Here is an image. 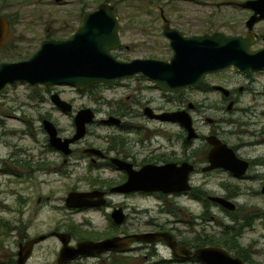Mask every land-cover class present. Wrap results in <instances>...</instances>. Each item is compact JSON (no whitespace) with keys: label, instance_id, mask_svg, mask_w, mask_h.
<instances>
[{"label":"rangeland","instance_id":"1","mask_svg":"<svg viewBox=\"0 0 264 264\" xmlns=\"http://www.w3.org/2000/svg\"><path fill=\"white\" fill-rule=\"evenodd\" d=\"M102 1L104 0H62L57 3L55 0H1L0 11L10 19L12 26L6 45L0 50V62L28 59L40 48L45 39L70 38L81 26L83 15L95 10ZM244 1L111 0L121 20L123 42L135 44L132 51L124 49L119 54L122 57L143 55L163 59L172 56L169 41L162 34V10L171 24L186 35L213 31L247 35L246 20L251 10L243 5ZM139 29L145 30V36L140 34ZM254 33L258 34V37L252 49L263 48L264 21L255 26ZM141 42L145 43L143 50L139 47ZM225 75L229 76L228 81L236 83L237 87L245 84L255 90L264 91V73H253L248 77L236 71H227ZM127 82L135 83L134 80ZM136 86L137 84H133L129 89L121 86L110 89L99 86L82 94L70 86L55 89L63 90V96L73 100L75 109L82 106L96 108L99 111L97 118L104 117L111 110V102L126 104L133 110V115L127 119H132L134 124L142 127L140 133L134 131L128 135L137 138L138 135L145 136V116L142 114L141 105L135 101L145 103L146 98L159 97V94L155 91L146 92L145 89L138 90ZM49 94L41 89L35 90L28 83L17 82L9 85L0 95V264H9L20 241L29 236L46 234L57 226L68 231L66 227L70 224L76 235L88 233L93 229L101 233L113 231L107 216L112 211L111 207L73 213L65 205L68 192L88 191L93 186H73L77 183L74 175L68 179L57 172L62 167V160L59 158V152L48 146V133L43 128L42 120L50 116L49 119L59 127L63 136H69L74 132V123L73 115H66L56 108ZM209 95L212 96L211 93L207 95L196 91L191 98L199 103V111L194 113V117L201 133L207 134L209 129L215 126L206 121L207 117L215 119L219 116L237 114L241 115L236 117L240 121L238 124L225 123L220 127L228 131L225 133L228 141L235 145L255 140L260 142L264 137V95L247 92L240 94L239 109L234 114L226 110L207 109L206 104L208 105L209 101L206 98ZM40 98L43 100L40 101ZM243 105H247V110H244L246 107ZM241 120L248 121V125L241 126L243 125ZM229 129L235 135L229 133ZM175 130H178L176 126ZM243 130L247 132H240ZM108 131L109 128H102L98 123H93L82 142L103 145L104 142L97 139L98 133L106 135ZM238 152L244 158H254L259 163L252 165L246 179L235 180L226 172H214L211 175L194 174L191 182L193 188L202 189L207 195L224 196L232 194L231 190L238 192L232 199L237 202L239 210L236 217L243 230L241 244L245 248L248 246L252 253V258L248 260L250 264H264V195L261 192L264 184V143L243 148ZM38 161L47 162V168L44 164L42 169L35 168ZM51 163L53 172H49L48 169L52 167ZM221 182L233 185L222 186ZM202 184L207 185L200 186ZM41 196L43 199L38 202ZM194 196L195 192L194 195L182 193L163 198L158 196L144 198L137 195L126 197L112 193L108 199L111 203L126 201L130 204L128 207L147 210L137 219L128 209L129 227L138 231L149 230L152 226L148 222L152 218L160 223L173 225L179 228L183 235L188 236H194L195 232L219 233L223 225L232 223L228 210L209 200L208 207H205L204 203ZM175 206L178 208H174ZM167 208L175 209L174 213L162 211ZM176 218L181 221H177ZM187 222L192 223L194 231L190 230ZM22 223L28 225L27 236L26 232H19L18 228ZM246 224L248 227H245ZM79 239L77 237L76 242ZM61 244L56 237L47 238L35 248L27 264H53L54 254L60 249ZM161 254L169 256L168 250L163 246L160 247V256ZM95 262L96 260H88L82 261V264Z\"/></svg>","mask_w":264,"mask_h":264},{"label":"flooded vegetation","instance_id":"2","mask_svg":"<svg viewBox=\"0 0 264 264\" xmlns=\"http://www.w3.org/2000/svg\"><path fill=\"white\" fill-rule=\"evenodd\" d=\"M115 12H116V6H115ZM252 13L253 11L251 10V14ZM0 14L7 20L8 23L7 36L5 37L4 42L0 47V50H2L9 39V33L12 24L10 22V19L7 18L6 14L2 13L1 11ZM119 21H120L119 33L121 37V45L117 49L113 50L112 54L115 55L119 60H123V61H130L138 58H147L143 55L122 57V55L119 54L122 53L124 49L132 51L135 47V44L133 42H131L130 44H125L123 42V30L121 28L120 18ZM163 23H164V19H163ZM171 26L173 25L171 24ZM139 31L142 36H145L144 29H139ZM162 31H163V24H162ZM182 33L186 35L183 31ZM206 33H212V32H206ZM196 35H201V34H196ZM186 36H193V35H186ZM139 41L140 39L137 40V42ZM140 45L141 46L139 47L141 48V50H143V48L145 47V43L141 42ZM148 57L157 58L156 56L155 57L148 56ZM170 58L171 56L165 59L163 58H157V59L168 60ZM25 59H21V60H25ZM15 61H20V60H15ZM227 71H236L238 73L247 75L248 77H250V75L253 73H257V72L264 73V70H250V71L242 72L234 68H228L217 73H208L203 77V79L197 85L185 87L178 92H169L162 90L155 83H153L152 81H150L149 79H147L146 77L140 74L125 77L122 79H117L115 81H110V82L94 83L92 85L85 86L84 88L81 89L75 86H70L79 94H82L86 90H91L92 88L99 86H104L105 88L108 89L121 86L129 89L133 87V84H137L136 87L138 90L145 89L146 92L155 91L158 92L159 97L153 96L146 98L145 103H143V101L140 103L137 100L135 101L136 104L141 105L142 114L145 116L144 137L140 135H138L139 137L137 138L128 136L129 134H132L134 131L140 133L142 127L134 124L132 119H127L133 115V110L129 108L126 104L118 103V102H111V110H109L108 113L101 118H97L99 111L96 108H91L95 114L93 122L87 124L86 133L84 136L76 139L75 141L69 144V148L71 149L69 153H65L64 151L55 147L51 143L50 136L48 135V141H49L48 146H51L53 149L57 150L60 154L59 158L62 160V167L59 168L57 172H60L63 177H66L68 179L74 175L77 183H75L73 186H93L88 191L101 190L104 192V197L106 199V201L102 205H89L81 208H70L66 205V197H67L66 196L65 197L66 207L68 209H71L73 213L85 211V210H91V209H103L105 207H111L112 211L110 212V214H107V216H108V221H110L109 222L110 227L112 228L113 231L107 233L106 232L101 233L93 229L88 233H84L82 235L81 234L76 235L75 230H73V226H71L70 228V224H67L69 225V226L66 225L68 231L62 230L59 226H57L54 230H51L46 234H40V235H48L47 238L56 237L58 240H60L56 235H53L52 233L55 231L69 233L71 235L70 244L76 245L77 243L83 240L100 241L114 236H128V235L148 233V232L169 233L172 236V240L176 241L178 247H186L187 249L193 252L196 249L203 247H220L222 249H225L234 258H240L243 262H245V264H250L248 260L252 258V253L249 250L248 246L246 248L241 246L242 245L241 238L243 236V230H241L240 225L237 223L238 219L236 216L239 212L237 207V202L232 199V197L237 195L238 192L236 190H231L233 195L229 193L224 196L207 195V193L202 189L193 188L194 185L191 182L192 175L194 174L202 173L205 175H211L214 172H226L228 173V176L232 177L235 180H243L248 177L247 173L251 169L252 165L259 164L254 158H249V159L244 158L243 156L240 155V152L238 151H240L243 148L246 149V148H250L251 146H258L264 143V141L262 140L264 139V137L260 140V142L259 140L258 141L255 140V142H248L240 145H235L230 143L228 139L225 137V133H227L228 131L220 128L221 125L225 123L238 124L240 121L236 117H240L241 115H237V114L227 115L226 117L219 116L218 118L215 119L207 117L206 121L215 124V126L209 129L207 134L201 133L200 130L198 129L197 120L194 117V113H196V111H199V106H198L199 103L196 100L191 99L193 93L195 94L196 91L205 93L207 95L209 93L212 94V96L209 95L206 98L209 101V104L208 105L206 104L207 109H212V111L226 110V112L232 114H234V112L238 111L239 109V105L241 101L240 94L247 92L253 95L256 94L264 95V91H261L259 89L255 90L254 88L248 87L245 84H240L237 87L235 85L236 83H231L230 81H228L229 76L225 75ZM128 80H134L135 83L133 84L130 82L128 83L127 82ZM142 81H144L143 82L144 84L137 83ZM60 86H69V85H39L38 87H35V90L41 89L45 91V93H50L49 95L51 101H52V95L58 93L63 100L69 102L72 105L71 111H63L52 101L54 106L59 110H61L63 113H65L66 115H73L74 132L71 135L63 136L59 130V127L51 119H49L50 116H48L47 118H43L42 120V124L45 119L51 120L53 124H55V126L57 127L58 136L61 137L63 140H65V139H71L76 135L77 125L75 122V118L78 112L84 110L85 108H90V107L82 106L80 108L75 109L73 100L66 99L63 96L64 93L63 90L55 89L56 87H60ZM42 100L43 98H40V101ZM159 101L161 103H158ZM243 106L246 107L244 108V110H247V105H243ZM181 113H184L185 117H189L191 119L192 122L191 126L193 128V131H190L189 128H187L186 125L183 124L182 120L185 117L182 118L183 114L181 115ZM93 123H98L100 126H102V128L103 127L109 128L108 131L109 133L106 135H103L104 133H98L97 139L98 141L102 140L104 142L103 145L95 144L92 142L90 143L82 142L86 138L89 132V126L92 125ZM241 124H243L241 126L248 125V121L241 120ZM175 126L178 128V130H175ZM240 132H247V130H243ZM229 133L235 135L231 129H229ZM191 134L194 135L192 136ZM214 138L218 139L219 141H221V143L231 148L234 151L237 158L248 162L249 165L246 172L239 174L237 173L238 171L235 173L233 170L231 171L229 169H225L224 167H220V166L209 169V166H211L212 164L209 156L213 151V149L215 148V144L213 142ZM45 163H41V161H38L35 168L42 169L43 166L42 164H44L47 168L48 164L47 162ZM171 164L175 165L176 167H182L184 164L190 165L192 167V171L190 172L188 178L189 181L188 184L189 186H191V189L189 191L178 192V193H163L160 191L146 192L140 190L129 193L112 191V188L114 186H123L127 181H129L131 176H133L134 183L138 182L139 180L137 175L141 172H143L142 177L143 179H145L146 167H161ZM50 165L52 166V163ZM48 169L49 172H53L52 170L53 166ZM84 183L85 185H83ZM203 185H207V184H202L200 186ZM221 185L230 187L233 184L221 182ZM67 186L70 185L67 184ZM132 186H135V184H132ZM263 186L264 184L262 185V187ZM262 187H261V192H262ZM234 188H238V187H234ZM72 191H78V190H72ZM70 192H68V194ZM194 192H195L194 197L200 199L204 203L205 207H208L209 205L208 202L211 201L221 206L222 208L228 210L231 213L230 217L232 223L223 225V228L221 229L222 231L219 233L209 234L207 232L204 233L195 232L194 236H188V235H183V232L179 228L174 227L173 225L170 226L166 223H160L154 218H152L148 222V224L152 226L149 230L138 231L136 229H130L129 227L130 225L128 223V220L130 214L128 212V209L131 210V213L133 215H136L137 219L139 215L143 216L145 212H147V210H145V208L138 210L136 208L128 207L130 206V204L126 201L111 203L110 200L108 199L112 193L126 197H133L137 195V196H142L144 198L145 196H158L160 198H163L165 196H171L172 194H182V193H186L188 195L189 194L194 195ZM211 197L225 198L228 201L233 202L235 204V208L234 209L227 208L221 203L212 200ZM42 199L43 198L41 196L38 202L42 201ZM93 200L98 201L99 198L95 197ZM174 208H178V207L175 206ZM118 209H121V211L125 216L121 223H117L114 220V217L112 216L113 211ZM174 210H171V208H167L166 210H162V211L164 212L168 211L167 213H174ZM176 219L177 221H181V219L179 218ZM187 223L189 224L190 230L194 231L193 227L191 226L192 223L189 222ZM247 224L245 225V227L246 226L248 227V225H250ZM18 229L19 232L24 231L27 233L26 236L28 235V225H25V223H22V225ZM33 237L29 236L27 239H24V241L19 242L18 249L12 256V259L10 260L9 264H19L18 259H19L20 245ZM77 237H79L80 239L76 242L75 239ZM20 238H22V236H20ZM74 241L76 243H73ZM40 243L36 244L33 247V251L25 264L28 263L29 259L33 256V252L35 248ZM161 246L165 247L168 250L169 252L168 257H165L163 254H161L160 256ZM61 247L54 254L53 264H60L59 254ZM155 257H157L158 259L157 258L155 259ZM88 260H92V261L96 260L94 264H131L133 262H135L136 264H176V263L204 264L202 262L197 261L194 258H186L185 253L181 252V250L179 249L174 251L168 245L164 237H161L152 242L140 241L137 240L136 238H133L130 245L125 249L103 251L100 253L96 252L91 254H82L79 255L77 258L69 260L67 263L64 264H75V263L82 264V261L87 262Z\"/></svg>","mask_w":264,"mask_h":264},{"label":"water","instance_id":"3","mask_svg":"<svg viewBox=\"0 0 264 264\" xmlns=\"http://www.w3.org/2000/svg\"><path fill=\"white\" fill-rule=\"evenodd\" d=\"M243 5L253 11L246 20L247 35L214 31L186 36L179 29L171 26L162 10L164 19L162 33L168 39L173 51L171 58L163 60L147 57L123 61L112 54V51L121 45L120 21L115 6L109 1H103L97 9L84 14L81 26L70 38L45 39L40 48L28 59L1 62L0 95L9 85L17 82L28 83L33 88L39 85H69L81 89L94 83L115 81L136 74L146 77L162 90L178 92L185 87L197 85L208 73H217L228 68L242 72L264 70V47L252 49L257 39L254 28L259 22L264 21V0H245ZM7 32V20L0 14V47ZM52 101L63 111L72 109V105L63 100L58 93L52 95ZM181 115L182 118L185 117L184 113ZM94 117L91 108L79 111L75 118L77 132L71 139L63 140L59 137L57 127L51 120L45 119L43 126L50 136L51 143L65 153H69L71 151L69 144L85 135L87 124L93 122ZM182 121L190 131H193L189 117H185ZM213 142L215 148L209 156L212 163L209 169L220 166L235 173L238 171L239 174L246 172L249 165L247 161L237 158L234 151L218 139L214 138ZM191 171L192 167L187 164L182 167L172 164L146 167L145 179L141 172L139 176L137 175L138 182L134 183L131 176L123 186H114L112 191L123 193L138 190L163 193L189 191L191 186L188 184V178ZM262 192L264 194V186ZM95 197L99 200L94 201ZM211 199L227 208H235V204L225 198L211 197ZM105 201L104 192L101 190L71 191L66 197V205L70 208L102 205ZM112 216L117 223H121L125 217L121 209L114 210ZM52 234L62 242L60 264L67 263L82 254L125 249L133 238L152 242L161 237L166 239L174 251L179 249L185 253L186 258H194L204 264H245L240 258H234L220 247H203L194 252L186 247H178L169 233L148 232L114 236L100 241L83 240L76 245L70 244L69 233L55 231ZM47 237L48 235H39L21 244L19 264H25L33 247Z\"/></svg>","mask_w":264,"mask_h":264},{"label":"trees","instance_id":"4","mask_svg":"<svg viewBox=\"0 0 264 264\" xmlns=\"http://www.w3.org/2000/svg\"><path fill=\"white\" fill-rule=\"evenodd\" d=\"M107 1H111V0H107ZM242 246V245H241Z\"/></svg>","mask_w":264,"mask_h":264}]
</instances>
